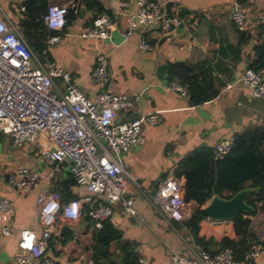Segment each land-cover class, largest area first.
I'll return each instance as SVG.
<instances>
[{"label": "crops", "instance_id": "1", "mask_svg": "<svg viewBox=\"0 0 264 264\" xmlns=\"http://www.w3.org/2000/svg\"><path fill=\"white\" fill-rule=\"evenodd\" d=\"M163 2L164 0H156ZM24 0H0L5 17L20 24L26 16ZM67 0H50V4L65 5ZM102 9L113 16L114 26L110 36L97 41L85 39L80 32L93 17L81 0L83 18L75 17L62 31L48 34L60 36V42L50 48L47 59L70 72L73 81L91 98H96L105 85L92 78L96 56L104 54L109 61L111 86L116 93H128L134 100L130 110L120 111L117 121L126 122L134 117L157 115V124L145 122L136 146L122 153L121 159L128 166L126 197L133 198L137 214L125 211L124 204L113 206L111 222L121 230L124 241L134 245L139 257L159 264L168 255V247L181 250L187 243L195 242L183 222L171 220L167 214L155 209L152 198L169 176L179 180L183 189L186 178L175 174V165L185 156L200 148H212L224 138L239 131L264 126V99L254 98L245 86L236 83L237 78L255 58V46L264 42L262 26H252L247 31L238 30L232 20V12L240 10L251 21L264 10V0H174L166 8L186 20V26L176 28L175 34L150 33L152 49L144 50L141 40L145 32L139 29L127 39L122 32L127 27V15L137 11L135 0H99ZM242 32L250 37L241 43ZM47 38V40H48ZM45 61V58H43ZM192 63L198 74H206L218 90V95L201 105L189 103L190 96L183 97L168 89L169 81L161 68L169 63ZM57 83L64 89L62 79ZM233 85L230 87V85ZM0 195L12 200L15 217L11 222V234H0V264H11L18 252V239L22 229H33L41 234L42 225L37 210L39 192L56 180L72 177L71 163L50 165L43 158V151L50 146L48 136L42 135L33 145L16 147L12 140L0 134ZM18 166L39 169L46 176L28 195L18 196L8 183L9 175ZM78 194L77 186L72 188ZM205 206V205H204ZM203 206V207H204ZM197 204L190 202V216ZM249 242L252 245L264 235V212L251 217ZM61 221V219H59ZM223 224V229L218 224ZM64 223L57 224V231L49 242V255L58 264H94L95 231L87 217L68 228L74 238L61 244L57 237ZM204 235L212 240L211 251L221 250L224 236L238 239L229 221L208 219ZM112 260L121 263L119 243L111 247ZM237 264H264V243L259 256Z\"/></svg>", "mask_w": 264, "mask_h": 264}, {"label": "built area", "instance_id": "2", "mask_svg": "<svg viewBox=\"0 0 264 264\" xmlns=\"http://www.w3.org/2000/svg\"><path fill=\"white\" fill-rule=\"evenodd\" d=\"M172 1L135 0L137 11L127 15V27L122 37L127 39L141 28L145 32L141 47L150 50V33L166 34L185 27L186 20L166 8ZM68 11L65 5L50 4L44 15L49 30H64ZM231 17L240 31H247L253 25L264 27V10L255 21L240 10H234ZM113 26V16L104 10L92 24L82 28L80 36L94 41L105 39L110 36ZM60 39V36L50 35L43 56H39L27 45L20 25L7 19L0 9V134L8 136L16 147L33 146L40 136H48L50 146L43 151V158L50 165L69 161L72 176L81 189L76 199L65 204L49 186L39 192L37 210L42 232L39 234L27 228L20 231L18 252L11 264H58L49 255V242L57 231L59 219L69 227L88 217L95 229H101L104 221L113 215V206L117 202L124 204L126 212L137 214L134 199L126 197L131 175L121 155L138 144L145 122L157 124L160 121L157 115L117 121L118 112L130 110L134 100L128 93L113 91L108 58L102 53L96 56V67L91 75L105 88L96 98H91L73 81L70 72L47 59L50 48ZM58 78L62 79L64 89L57 83ZM236 83L248 88L254 98L264 99V70L246 68ZM168 89L188 96V87L178 79H174ZM234 143V135L217 142L212 147L214 160L224 159ZM42 179L46 176L39 169L18 166L9 175L8 183L18 196L23 197ZM150 202L173 221L184 222L190 217V202L173 175L161 183ZM14 217L12 200L0 195L1 235L11 234ZM263 243L264 235L254 242L246 261L259 256ZM138 261L139 264H155L143 257ZM237 263L230 247L210 254L191 242L181 250L168 247L166 259L159 264Z\"/></svg>", "mask_w": 264, "mask_h": 264}, {"label": "trees", "instance_id": "3", "mask_svg": "<svg viewBox=\"0 0 264 264\" xmlns=\"http://www.w3.org/2000/svg\"><path fill=\"white\" fill-rule=\"evenodd\" d=\"M83 2L86 9L94 13L87 22V25H90L104 9L101 8L99 0H83ZM23 5L26 8V16L19 24L21 32L32 52L43 56L48 34L51 32L44 21L50 0H24ZM74 19L73 13L68 11L67 22L70 23ZM262 30L264 31V27ZM249 39L248 33L242 32L241 43L248 42ZM254 49L255 58L249 67L257 71L264 70V42L258 43ZM196 70L197 67L188 62L169 63L161 68L163 75L167 76L169 84L174 79H178L188 87L190 104L201 105L215 98L218 95V90L215 89L206 74H198ZM234 137V147L224 159L214 160L212 148H200L182 158L175 165L174 171L178 177L186 178L185 199L197 204L195 215L190 216L182 223L191 233L195 243L210 254L230 247L234 250L235 260L245 262L246 255L253 247L248 238L251 235L249 233L252 224L251 217L258 212H264V126L239 131ZM75 186H77V182L72 176L65 180H56L52 189L65 204L78 197V194L72 190ZM245 188L248 190L245 200L253 208V211L239 213L236 218L229 221V226L235 231L238 239L224 236L220 243L221 250L211 251L212 240L207 239L204 235L209 218L201 212V208L214 195L229 199ZM61 223L63 222H57V224ZM218 228L222 230L223 224L219 223ZM73 238L74 233L67 226H64L61 234L57 237L61 244H66ZM95 242L94 264H118L111 257V247L114 242L119 243L122 256L120 264H139V256L134 251V245L123 240L121 230L110 219L104 221L103 227L95 231Z\"/></svg>", "mask_w": 264, "mask_h": 264}, {"label": "water", "instance_id": "4", "mask_svg": "<svg viewBox=\"0 0 264 264\" xmlns=\"http://www.w3.org/2000/svg\"><path fill=\"white\" fill-rule=\"evenodd\" d=\"M65 6L73 13L75 17H84L85 11L80 10L81 0H67ZM178 30H173L166 34L167 37L173 35ZM247 189L234 194L231 198L227 199L219 195H214L204 207L201 208V212L209 219L217 222L230 221L238 216L242 212H252L253 208L247 204L245 196ZM195 212L191 216H194Z\"/></svg>", "mask_w": 264, "mask_h": 264}, {"label": "rangeland", "instance_id": "5", "mask_svg": "<svg viewBox=\"0 0 264 264\" xmlns=\"http://www.w3.org/2000/svg\"><path fill=\"white\" fill-rule=\"evenodd\" d=\"M1 147V146H0Z\"/></svg>", "mask_w": 264, "mask_h": 264}]
</instances>
